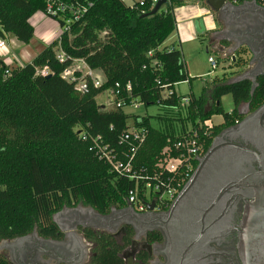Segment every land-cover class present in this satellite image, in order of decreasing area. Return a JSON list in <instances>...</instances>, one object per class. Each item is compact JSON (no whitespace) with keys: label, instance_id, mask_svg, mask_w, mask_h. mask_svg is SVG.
<instances>
[{"label":"trees","instance_id":"trees-1","mask_svg":"<svg viewBox=\"0 0 264 264\" xmlns=\"http://www.w3.org/2000/svg\"><path fill=\"white\" fill-rule=\"evenodd\" d=\"M66 1L92 6L31 63L10 68L0 58V241L27 235L35 227L52 233L53 216L66 206L82 204L106 214L112 207L127 205L134 180L112 170L91 150L92 139L99 138L120 158L127 154L121 136L129 128L130 116L122 108L107 110L97 104V97L116 83L132 86L130 94L121 96L126 106L134 101L165 110V115L133 117L134 127L148 132L136 156L137 171H151L169 140L176 141L189 128L198 129V123L222 115L223 123L206 138L207 152L215 137L241 119L240 106L249 105L253 111L264 104L261 76L253 93L250 81L231 85L220 79L205 86L199 97L186 95L191 102L181 106L185 96L178 95L175 87L192 79L181 50L161 47L176 31L174 9L184 6L185 0H168L165 8L146 18L141 16L152 11L149 0L134 8L122 0ZM45 9L44 0H0V38L10 35L29 44L34 38L31 19ZM246 51L241 49L240 57L235 56L237 65ZM59 53L66 57L63 63ZM74 60L100 71L105 85L78 93L75 83L61 77ZM44 68L50 77L40 73ZM165 91L172 94L164 98ZM226 95L234 102L230 113L223 110ZM89 237L97 244L91 264H123L117 255L119 246L110 236L90 233Z\"/></svg>","mask_w":264,"mask_h":264},{"label":"water","instance_id":"water-1","mask_svg":"<svg viewBox=\"0 0 264 264\" xmlns=\"http://www.w3.org/2000/svg\"><path fill=\"white\" fill-rule=\"evenodd\" d=\"M166 4L167 0H159L152 11L141 17L155 15ZM206 5L222 23L224 32L229 31L231 22L241 27L237 19L246 15L264 22V7L256 1L235 4L230 0H206ZM195 30L198 34L205 32L202 19L195 22ZM245 46L250 49L242 42L235 50ZM261 76L264 72L254 76L249 68L229 84L250 81L253 93ZM260 143H264V104L239 125L217 136L199 159L190 180L157 222L174 264H191L198 258L211 257L209 245L233 234L239 240L245 264H264V145ZM243 199L252 201L246 220L236 229L231 228L232 214ZM153 208L154 204L148 206L150 212Z\"/></svg>","mask_w":264,"mask_h":264},{"label":"flooded vegetation","instance_id":"flooded-vegetation-1","mask_svg":"<svg viewBox=\"0 0 264 264\" xmlns=\"http://www.w3.org/2000/svg\"><path fill=\"white\" fill-rule=\"evenodd\" d=\"M237 22L240 29L236 22H231L224 37L235 47L238 43H247L252 51L246 46L239 50L247 49L248 66L254 76L263 73L264 22L254 20L252 15L243 16ZM238 110L241 119L221 133L239 125L256 111L246 105ZM251 202L243 199L238 203L232 214L231 228L236 229L246 220ZM164 213H138L129 205L112 207L106 214L82 204L66 206L53 216L56 228L52 233H43L35 227L27 235L0 241V264H91L96 257L97 244L90 239V233L105 234L115 240L119 246L117 255L123 264H174L168 254L166 236L157 223ZM209 246L213 255L198 258L191 264H245L236 234Z\"/></svg>","mask_w":264,"mask_h":264},{"label":"built area","instance_id":"built-area-1","mask_svg":"<svg viewBox=\"0 0 264 264\" xmlns=\"http://www.w3.org/2000/svg\"><path fill=\"white\" fill-rule=\"evenodd\" d=\"M44 1L46 3V9L45 12L41 14L55 20L62 33L70 31L71 25L78 22L86 14L88 8L92 6V3L86 5L80 4L79 2L70 3L66 0ZM122 1L130 8H134L136 5L137 7L144 5V0ZM149 1L153 9L159 0ZM256 2L264 7V0H256ZM166 5L162 6V8H165ZM61 22L63 23V27L60 26ZM8 45L7 35L5 39L0 38V52L5 53L8 50ZM57 58L60 63H63L66 59L64 53H59ZM1 60L3 61L2 58ZM209 62L212 68L216 69L217 64L212 57L209 58ZM75 63H79V65L75 66ZM96 72H98V70H91L86 66L84 61L74 60L73 64L61 74V77L66 82L75 83V90L83 94L89 91L91 87L101 89L105 85L106 80L103 74L98 73V75L95 76L94 73ZM40 73L43 76L49 75L47 68L41 70ZM7 75L8 71L4 77ZM158 84H160V82H158ZM123 92L130 94L132 92L131 84H127L124 87L120 83H116L113 88L105 91V93H108L110 97L115 99L116 108L122 109L123 107H127L121 98ZM171 94L172 91H165L163 97L167 98ZM190 102V97L185 96L181 100V106H187ZM135 103L141 104L133 101L128 106ZM198 124V129L189 128L186 133L176 141L171 142L169 140L168 145L157 157V161L151 171L142 169L140 171L134 170L137 153L147 139L148 132L145 129L129 127L121 136V142L128 146L127 154H125L123 158H120L115 150L110 148L109 145L104 144L99 138L92 139L91 150L100 161L108 164L112 170L127 175L130 180H134L135 187L128 192L126 200L127 205L131 206L134 211L138 213L149 212L148 206L154 204L152 211L156 213L166 212L170 209L173 202L196 170L195 163L198 164L199 159L206 154V138L210 137L213 128L216 126L213 124L212 119Z\"/></svg>","mask_w":264,"mask_h":264},{"label":"rangeland","instance_id":"rangeland-1","mask_svg":"<svg viewBox=\"0 0 264 264\" xmlns=\"http://www.w3.org/2000/svg\"><path fill=\"white\" fill-rule=\"evenodd\" d=\"M135 1H141V0H135ZM187 2H198V5L195 7L198 9H202L201 12V18L205 24L206 30L209 31L211 29H214L219 25L217 22V19L211 14V12L207 11L206 9H203L204 6L208 7L206 5V0H185ZM186 3V2H185ZM196 4V3H195ZM195 7L191 4H185V9L182 7H177L174 9L175 19H176V26L177 29L180 31V36H177V31L173 32L170 37L166 40L164 48L172 49V48H178L182 52L183 56V62L185 63L187 67L188 74L190 78L192 79L191 82H183L176 86L175 90L178 95L186 96L193 94L195 97H199L202 93V90L205 86L211 84V82L215 80H220L224 77L226 74L227 76L235 75L233 77H236L235 74L237 71L242 70L240 67H246L248 66L247 60L249 55L248 52H243L244 56L241 58L242 63L241 65H237V63L234 62V57L231 54H226L224 57L221 56L218 52H216L209 40L206 38V36H202L201 34H198L195 30V23L194 28L190 25H186L184 23V19L182 17V12H188L189 10L195 9ZM209 8V7H208ZM50 19V18H49ZM59 25L57 22L53 19L50 20H40L38 23H35L34 25V38L32 41L27 45H21L17 44L16 40L13 41V37L10 35H7V41L10 42V54L8 55V58L12 59L13 57L17 55H21L23 50H34L33 52L38 51V47L43 46V48L48 47L49 45L45 43V41L41 38L43 34L57 31L59 28ZM181 28V29H180ZM186 28H189V31L184 32L182 37V31ZM60 32L58 34V37L62 33L61 29L58 31ZM191 34V37L187 39L186 34ZM24 47V48H23ZM41 48V47H40ZM212 57L217 64L216 69L212 68L211 63L209 62V58ZM240 57V56H239ZM32 62V61H31ZM30 62V63H31ZM79 63H75V66H78ZM235 72V73H233ZM94 75H98V72L94 73ZM97 104L101 107H105L107 110H115L116 108V102L113 97H110L108 93H102L97 97ZM222 105L223 110L225 113H230L234 109V102L231 95H226L222 98ZM243 109V108H241ZM123 111L130 116V119L128 120L129 127H134V121L133 117L135 116H155L158 114H164L165 110L159 107L158 105L150 106V107H144L142 104H133L131 106L123 107ZM165 115V114H164ZM223 116L222 115H216L212 117V122L214 125L218 126L223 123ZM153 125L158 127V124L155 121H152Z\"/></svg>","mask_w":264,"mask_h":264},{"label":"crops","instance_id":"crops-1","mask_svg":"<svg viewBox=\"0 0 264 264\" xmlns=\"http://www.w3.org/2000/svg\"><path fill=\"white\" fill-rule=\"evenodd\" d=\"M186 3L185 4H191L193 5L194 7L196 5H198V2H187L185 1ZM196 3V4H195ZM204 8L203 9H206L207 11L211 12V10L202 5ZM185 9V5L182 6V9ZM203 10L201 9H198L195 7V9H192V10H189L188 12H182L183 15V19H184V23L186 25H190L191 28L193 27L194 28V23L199 20L201 18V12ZM211 14L215 17L214 13L211 12ZM50 20L48 17L44 16L43 14L41 13H38L36 14L35 16L32 17L31 19V25L32 27L34 28V25L35 23H38L40 20ZM58 24V23H57ZM205 25V24H204ZM59 29L57 31H54V32H49V33H45L43 34V36L41 37L46 44H51L52 42H54L57 38H58V34L60 32H58L60 30V27H58ZM181 29V28H180ZM176 31H177V36L179 37L180 35V31L177 29V26H176ZM189 31V28H186L185 30L182 31V37L183 36V33L184 32H187ZM225 28L223 27L222 23H219V25L217 27H215L214 29H211L209 31L206 30V27H205V32L203 34H201L202 36H206V38L209 40L212 48L218 52L219 54H221V56H225L226 54H233L232 56L235 58V56H240V50H235V45L233 44L232 41H229V39L225 38ZM185 34V33H184ZM187 35V39L191 37V34H186ZM16 40L15 38L13 39V41ZM17 44H21V45H24L20 42H18L16 40ZM8 43L10 45V42L8 40ZM8 45V50L4 53V52H0V56L1 58L3 59L4 63H6L9 67L13 68V67H16V66H20V65H23V64H28L30 63L44 48L43 46H40L38 47V51L37 52H33L34 50L30 49V50H23L22 54L20 55H17L15 57H13L12 59L8 58V55L10 54V47ZM165 46V43L163 44V46L161 47V49H164ZM24 48V47H23ZM244 55H241V57H243ZM242 70H239L235 73L237 76L236 77H233L235 75H231V76H227L226 74L224 75V77L222 78L223 80H227L228 83H230L232 80H234L235 78L239 77L240 75L244 74L245 71H248L249 69V66L245 67L244 68H241ZM98 73L101 74L100 71H98Z\"/></svg>","mask_w":264,"mask_h":264}]
</instances>
